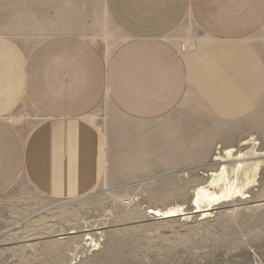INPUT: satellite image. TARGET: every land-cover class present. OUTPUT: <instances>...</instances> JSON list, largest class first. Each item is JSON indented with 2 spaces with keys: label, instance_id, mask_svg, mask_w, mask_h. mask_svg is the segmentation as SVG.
<instances>
[{
  "label": "crops",
  "instance_id": "0c3cea01",
  "mask_svg": "<svg viewBox=\"0 0 264 264\" xmlns=\"http://www.w3.org/2000/svg\"><path fill=\"white\" fill-rule=\"evenodd\" d=\"M104 6L119 37L110 52L62 33L22 63L0 39V196L21 182L55 197L88 194L113 156L139 154L140 142H173L174 131L183 139V125L163 120L184 101L214 121L264 115V0ZM187 26L201 36L188 56L173 40ZM22 101L37 119L18 128L6 116Z\"/></svg>",
  "mask_w": 264,
  "mask_h": 264
},
{
  "label": "rangeland",
  "instance_id": "374dc122",
  "mask_svg": "<svg viewBox=\"0 0 264 264\" xmlns=\"http://www.w3.org/2000/svg\"><path fill=\"white\" fill-rule=\"evenodd\" d=\"M104 10V0H0V39L22 63L38 43L62 33L110 52L119 37ZM187 27L173 40L188 56L201 36ZM195 110L184 101L163 120L183 125V139L174 131L173 142H140L139 154L113 156L118 160L88 194L55 197L21 182L0 196V264H264V162L256 175L239 173L243 196L217 204L210 216L191 206L194 189L210 178L202 172L218 169L207 167L215 153L247 152L251 145L240 143L250 138L264 153V129H256L264 115L255 110L220 122ZM6 119L20 128L37 116L22 101ZM173 206L187 214L159 219L149 213Z\"/></svg>",
  "mask_w": 264,
  "mask_h": 264
},
{
  "label": "bare ground",
  "instance_id": "6f19581e",
  "mask_svg": "<svg viewBox=\"0 0 264 264\" xmlns=\"http://www.w3.org/2000/svg\"><path fill=\"white\" fill-rule=\"evenodd\" d=\"M248 144L251 145L250 152L247 151L242 153L238 151L235 153L233 148H227L222 153H215L216 156L212 157V163L208 165L206 164L207 167H217L218 169L214 171H212V169L203 171L206 173L202 172V176L210 178L205 184L197 186L193 191L191 206L194 209V213H198L205 218L212 214V210L215 209L214 206L217 204L232 199L235 196H243L244 186L238 184L237 176L239 173H242L243 176L248 177L249 172L256 175L264 162L262 157L264 156V153H258L255 151V147L258 145V143L255 142V139L250 138L247 139V141L244 140L240 143V146ZM177 161L178 160H173L172 163L178 164L176 163ZM253 182L254 178L250 181L247 179L246 185ZM149 213L159 219H167L187 214L181 206H173L164 211L150 209ZM73 232L74 231H70L68 234H72Z\"/></svg>",
  "mask_w": 264,
  "mask_h": 264
}]
</instances>
